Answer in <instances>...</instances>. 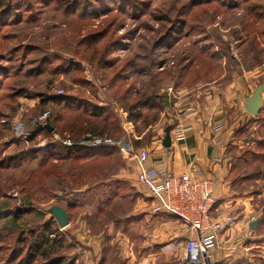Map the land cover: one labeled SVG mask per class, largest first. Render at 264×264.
I'll use <instances>...</instances> for the list:
<instances>
[{"label":"rangeland","instance_id":"1","mask_svg":"<svg viewBox=\"0 0 264 264\" xmlns=\"http://www.w3.org/2000/svg\"><path fill=\"white\" fill-rule=\"evenodd\" d=\"M0 2V264H29L45 226L52 247L31 264H88L83 234L96 236L98 264H189L184 250L149 247L156 201L138 184L132 156L116 146L70 150L53 133L93 132L106 118L107 137L128 140L134 128L135 145L148 148L181 110L214 95L224 101L227 86L252 70L250 96L264 84V0ZM237 125L230 179L247 208L226 226L247 232L241 243L251 249L216 261L215 248L210 264H264V101Z\"/></svg>","mask_w":264,"mask_h":264},{"label":"crops","instance_id":"2","mask_svg":"<svg viewBox=\"0 0 264 264\" xmlns=\"http://www.w3.org/2000/svg\"><path fill=\"white\" fill-rule=\"evenodd\" d=\"M245 72L244 79L240 76L238 80L227 86L224 101L214 95L207 97L205 102L201 104L202 106H197L192 111L181 110L176 122L170 123L173 124L171 128L172 145L170 147H164L161 139L148 147L151 152V157L147 162L149 167L183 172L189 170L190 164L193 162L197 165L202 177L214 178L216 201L212 214L221 218L222 221H226L228 215L235 216L236 210L240 211L244 206L240 204L242 202L236 196L233 179H230L232 170L228 159V147L230 141L233 140V131L236 129L237 123L244 125L249 123L252 117L246 110L245 99L248 95H245V92L249 90L247 88L249 83L252 86L253 79L250 77L254 76L255 72L252 70ZM258 75L259 72L256 76ZM242 98L243 103L241 104ZM218 123H221L223 128L216 131L214 128ZM135 164L136 172H138V165L136 162ZM151 214H154L151 223L152 228H154L153 234H151L154 238L151 236L149 239L151 241L148 242L149 247L152 246L153 242H156V245L158 243L162 245L164 253L171 255L181 251L182 254L184 250L182 245L187 236L186 232L183 231L182 223L177 222L176 217L169 214L161 212ZM222 231L220 235V244H222L214 250L216 261L221 258L222 253L225 258L227 255H234L235 253H249L251 248L243 246L241 243L248 233L242 230L238 224L225 226ZM95 237H88L84 234L79 237L81 243H84L86 253V257L84 254L82 257L88 264H98L99 248ZM240 259L243 260L244 258ZM154 263L156 264L155 261Z\"/></svg>","mask_w":264,"mask_h":264},{"label":"built area","instance_id":"3","mask_svg":"<svg viewBox=\"0 0 264 264\" xmlns=\"http://www.w3.org/2000/svg\"><path fill=\"white\" fill-rule=\"evenodd\" d=\"M172 91V88H169ZM46 112L42 118L47 116ZM55 141L66 147L110 145L119 147L132 156L138 165L137 182L147 195L156 201L153 212H161L180 218L185 237V261L189 264H210L212 251L219 247L220 233L235 220L228 215L226 221L212 214L215 203V179L202 177L195 163L187 171L176 172L147 166L151 157L148 148L136 146L141 136L132 130L125 138H110L88 131L82 135L53 133Z\"/></svg>","mask_w":264,"mask_h":264},{"label":"trees","instance_id":"4","mask_svg":"<svg viewBox=\"0 0 264 264\" xmlns=\"http://www.w3.org/2000/svg\"><path fill=\"white\" fill-rule=\"evenodd\" d=\"M0 6H2L1 2H0ZM136 107L137 106L133 105V108H136ZM95 117H98V116H95ZM107 122L108 121H106V118H103L100 121V125H99L100 127L98 125H90L91 130L95 134H98L101 136H106V135L109 136L111 127L109 124H107ZM97 124H99V123H97ZM110 137H112V136L110 135ZM67 148L70 150L76 149V150H89V151H99L100 152V151H104V149H106V148H111V146L110 145H100V146L89 147V146L78 145V146H72V147H67ZM48 230L49 229L45 226L43 228V233L41 234V236L39 235L38 238L30 244L28 254L26 256L27 262L29 264L34 262V260L36 259L37 256L46 257V254L49 251L48 247H49V249L52 247V245H49L50 240H49V237L47 236V233L49 232ZM50 259L51 260H49L47 263H44V264H62V262H60V258L52 257Z\"/></svg>","mask_w":264,"mask_h":264},{"label":"water","instance_id":"5","mask_svg":"<svg viewBox=\"0 0 264 264\" xmlns=\"http://www.w3.org/2000/svg\"><path fill=\"white\" fill-rule=\"evenodd\" d=\"M263 91H264V84L260 83L254 89L252 94L245 99V106L247 112H249L254 116L258 115L263 107ZM46 128L51 132L55 130V127L52 126L51 124H46ZM171 128L172 126H167L166 128V135L162 140V145L164 147H170L172 145ZM52 210L55 216L57 217L61 227H65L69 224V216L64 207L60 205H55L52 207ZM257 225H258L257 219L250 223L251 228H256Z\"/></svg>","mask_w":264,"mask_h":264},{"label":"bare ground","instance_id":"6","mask_svg":"<svg viewBox=\"0 0 264 264\" xmlns=\"http://www.w3.org/2000/svg\"><path fill=\"white\" fill-rule=\"evenodd\" d=\"M264 101V100H263Z\"/></svg>","mask_w":264,"mask_h":264}]
</instances>
